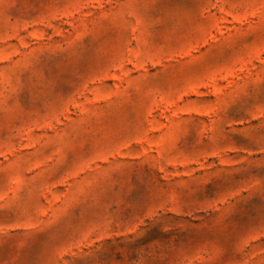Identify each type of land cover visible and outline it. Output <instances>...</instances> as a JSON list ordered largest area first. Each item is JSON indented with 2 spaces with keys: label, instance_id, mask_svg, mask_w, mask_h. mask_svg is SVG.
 Returning a JSON list of instances; mask_svg holds the SVG:
<instances>
[{
  "label": "rangeland",
  "instance_id": "obj_1",
  "mask_svg": "<svg viewBox=\"0 0 264 264\" xmlns=\"http://www.w3.org/2000/svg\"><path fill=\"white\" fill-rule=\"evenodd\" d=\"M0 264H264V0H0Z\"/></svg>",
  "mask_w": 264,
  "mask_h": 264
}]
</instances>
